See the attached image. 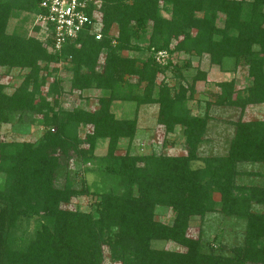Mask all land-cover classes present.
I'll return each mask as SVG.
<instances>
[{"label":"trees","instance_id":"trees-1","mask_svg":"<svg viewBox=\"0 0 264 264\" xmlns=\"http://www.w3.org/2000/svg\"><path fill=\"white\" fill-rule=\"evenodd\" d=\"M39 1L0 0V68L25 71L10 94L0 78V128L13 121L41 128L32 143L0 141V264H102L104 250L110 264H264V184L236 183L241 175L261 176L238 167L264 165V120L239 116L225 154L199 157L209 118L191 115L186 103L204 72L188 86L157 82L175 69L172 57H186L183 68L204 55L218 68L230 59L234 68L246 67L249 84L238 97L233 80L217 83L213 105L241 115L264 104V0H101L92 23L58 51L22 27L41 12ZM12 19L20 23L8 32ZM31 30L39 34L41 27ZM158 52L163 64L155 62ZM60 65L70 75L69 93H101L96 108L60 107ZM115 102L133 105L132 117L116 118ZM145 106L156 107L164 135L181 128L183 154H129L137 110ZM98 140L106 148L96 158ZM121 140L127 146L116 155ZM92 162L108 179L105 191L83 182L76 188L66 172ZM79 197L95 199L93 212L75 206ZM157 207L172 212L170 223L155 220ZM212 213L243 225L228 254L215 253V244L204 252L199 229L188 235L194 219Z\"/></svg>","mask_w":264,"mask_h":264},{"label":"rangeland","instance_id":"rangeland-1","mask_svg":"<svg viewBox=\"0 0 264 264\" xmlns=\"http://www.w3.org/2000/svg\"><path fill=\"white\" fill-rule=\"evenodd\" d=\"M250 1V0H245ZM20 20V19H19ZM19 20L12 19L8 23V32H11L14 27L19 25ZM31 18H28L22 27L26 30L27 35L35 36L41 40V34H33ZM140 58L145 59L146 54L141 53ZM185 58L179 56L172 57L174 68H169L164 74L157 77V82L172 86L176 83L188 86L191 79L197 72H204L205 77L203 81L194 83V91L191 100L186 103L190 114L202 117L205 114L208 116L206 133L201 144L197 149L199 157L208 156H223L227 150L229 139L233 135V127L231 123L239 116L244 121L249 120H264V104L247 107L240 115L239 110L225 107H217L213 105L215 94L218 92L216 84L219 82L233 80L234 89L237 96L243 94V89L249 84L246 77V67L240 66L234 68L233 61L225 59L220 68L211 66L207 56L200 58H190L189 66L183 68ZM177 61V62H176ZM177 70V71H176ZM25 71L12 69L7 71L0 68V78L5 84V93L10 94L20 83ZM56 78L61 81L62 92L59 98L60 107L64 110H72L75 108L94 109L96 108L95 100L101 96L98 91H84L80 95L76 93H69L68 81L70 75L62 70L55 74ZM50 82V80H48ZM44 91V89H42ZM210 103L207 108L206 104ZM133 105L115 102L112 107V112L116 118L125 119L131 118L133 115ZM85 130H82L80 137H83ZM41 128L30 126L26 123H17L13 121L11 124L3 125L0 128V141H18V142H35L40 136ZM181 128L176 127L173 134L164 135L163 128L156 124V107L145 106L140 107L136 114V132L133 141L130 144V155H148V154H164L168 156H177L183 154L182 148ZM127 146L126 140L119 141L116 155H122ZM105 140H98L94 149V156L101 157L105 153ZM200 163L192 164V167H199ZM240 173H258L261 176L241 175L237 178L238 185H255L261 186L264 184V165L263 164H243L238 167ZM66 171V170H65ZM64 170L58 174V180L64 176ZM73 180V185L79 188L85 183L90 188V191H105L109 188L108 179L99 174L96 163L92 162L86 165H79L75 163L66 171ZM94 198L79 197L75 201V206L82 212H93ZM255 211L261 210L254 208ZM155 220L162 223H170L173 214L170 210L157 207L154 210ZM31 223V222H30ZM30 223H25V228L29 230L32 228ZM192 227L188 231V235L196 237L198 229L203 243V251L209 252V247L215 244L213 251L223 255L228 254L229 250L241 242V235L243 225L240 221L233 218H224L217 213L208 214L202 220L194 219ZM153 247L163 248L168 250H178V248L171 244H161V242H154ZM217 244V245H216ZM102 264H110L107 258V251L104 250V261Z\"/></svg>","mask_w":264,"mask_h":264},{"label":"built area","instance_id":"built-area-1","mask_svg":"<svg viewBox=\"0 0 264 264\" xmlns=\"http://www.w3.org/2000/svg\"><path fill=\"white\" fill-rule=\"evenodd\" d=\"M101 0H40L38 13L33 18V25L41 27L42 40H49L52 50L58 51L62 45L73 42L84 28L92 23L94 9ZM91 33V32H90ZM94 34V39H99ZM164 52L154 55L155 62L163 64Z\"/></svg>","mask_w":264,"mask_h":264}]
</instances>
